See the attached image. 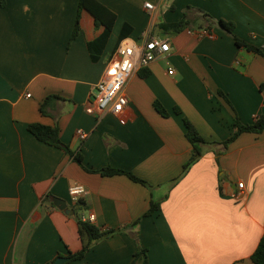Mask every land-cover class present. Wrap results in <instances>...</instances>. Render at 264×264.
I'll list each match as a JSON object with an SVG mask.
<instances>
[{
  "label": "crops",
  "instance_id": "obj_1",
  "mask_svg": "<svg viewBox=\"0 0 264 264\" xmlns=\"http://www.w3.org/2000/svg\"><path fill=\"white\" fill-rule=\"evenodd\" d=\"M6 1L0 6V264H49L82 248L70 194L76 182L86 187L78 214L93 213L99 226L122 230L64 264H129L138 248L135 229L149 264H255L251 255L264 237V130L241 133L220 153L221 145L204 144L185 171L193 145L183 117L207 140L222 141L236 116L248 124L264 112V56L240 47L215 22L233 20L238 37L264 48V0H100L117 18L107 42L92 49L105 27L83 9L72 38L79 0ZM189 6L212 20L190 10L194 32L162 26L183 19ZM125 24L131 32L123 38ZM210 24V34H197ZM153 36L168 39L171 51L129 77L135 120L98 113L96 87L118 47ZM37 122L57 126L82 162L38 139L28 128ZM108 166L151 186L98 172ZM54 196L68 202L69 214ZM152 200L160 208L145 215Z\"/></svg>",
  "mask_w": 264,
  "mask_h": 264
},
{
  "label": "trees",
  "instance_id": "obj_2",
  "mask_svg": "<svg viewBox=\"0 0 264 264\" xmlns=\"http://www.w3.org/2000/svg\"><path fill=\"white\" fill-rule=\"evenodd\" d=\"M7 1L6 0H0V6L4 7L6 6ZM83 9L89 10L93 16L95 17V22L97 25H103L105 27L104 32L97 37L93 42L89 43V47L92 49L96 45H104L113 29V26L115 24L117 14L112 9H110L108 6H106L104 3H102L100 0H79V6H78V13L76 17L75 27L72 34V38H75L80 31L81 25H80V19H81V12ZM190 10H198L202 13L203 16H205L208 20H212L211 15L205 11H202L198 8H195L193 6H189L186 10V16L181 19L178 22L174 23H165L162 24L165 28H170L175 31L182 30L184 28L192 29V21L190 18H188V12ZM217 24L221 26L223 29H225L227 32L233 35V37L236 40V43L249 51L259 53L264 56V48L254 45L245 39H242L238 37L235 34V27L236 23L233 20H226V19H218ZM202 28H206L209 33L212 32V26L211 24L208 26H202ZM131 32V25L125 24L123 27V30L121 32V36L124 38ZM261 88H264V83L261 84ZM155 105L159 112H161L163 115L168 116L169 112L162 106V104L158 101L155 102ZM44 111V109H43ZM176 111L178 113L181 112L179 108H176ZM185 125L187 127V138L193 145V154L190 160L185 164V171L195 162L199 159V157L203 153L202 146L204 144H219L221 145V149L218 150V153L221 151H224L228 148L229 144L233 142L241 133L246 131L251 132H262L264 130V112L257 115L255 118V121L253 123L245 124L243 123L238 116H236L235 122H234V131L230 137H228L225 140L222 141H210L207 140L196 128V126L191 122V120L184 116L183 117ZM29 130L40 140L61 147L66 152L70 153L71 156L77 160L79 163L83 160V155L81 151H74L71 149L69 145L64 143L60 138L59 128L57 126H51L46 125L42 123H31L28 126ZM184 171V172H185ZM98 172H101L104 175H112L116 173H123L127 174L131 179L141 182L143 184H146L147 186H151L149 182H147L145 179L139 177L137 174H135L132 171L114 168L111 166L104 167ZM81 205V201L77 203V205H74L72 207L73 213L77 215L78 218V225H79V234L80 238L82 240V248L76 252H69V261L77 260L80 258H83L86 254V252L93 246V244L103 238L108 237L109 235L113 234L116 231L122 230V228H103L96 224L94 221L85 220L83 217L78 214V206ZM81 207H79L80 209ZM160 208V202L156 200H152L151 207L147 211L145 215L152 214L154 211ZM139 223L138 221L134 222V225L137 226ZM136 228V227H135ZM133 236H135L138 239V248L137 251L134 254V258L129 264H149L148 263V248L142 246L139 240V231L138 230H130ZM251 258L255 264H264V237L261 238L257 248L254 250V252L251 255Z\"/></svg>",
  "mask_w": 264,
  "mask_h": 264
},
{
  "label": "built area",
  "instance_id": "obj_3",
  "mask_svg": "<svg viewBox=\"0 0 264 264\" xmlns=\"http://www.w3.org/2000/svg\"><path fill=\"white\" fill-rule=\"evenodd\" d=\"M145 7L149 10L155 8L154 3L147 1ZM194 32V29H189ZM200 36L210 34L206 28L197 31ZM171 51V44L166 38L153 36L145 40L143 44H135L131 41L121 43L115 56L109 60L104 70L103 76L97 84L95 94L96 108L98 113L104 114L111 112L118 116L121 122L134 121L135 117L131 114L130 99L126 93V86L129 77L139 68L147 67L163 55ZM174 70L173 67L169 68ZM81 139L87 138V133L81 129L77 130ZM240 189L244 183L239 182ZM86 187L76 182L70 187L72 201L76 204L80 201L81 195L85 193ZM240 193V192H239ZM239 193H233L237 197ZM85 220L94 221L95 215L92 213Z\"/></svg>",
  "mask_w": 264,
  "mask_h": 264
},
{
  "label": "water",
  "instance_id": "obj_4",
  "mask_svg": "<svg viewBox=\"0 0 264 264\" xmlns=\"http://www.w3.org/2000/svg\"><path fill=\"white\" fill-rule=\"evenodd\" d=\"M53 201L56 206L64 210L66 213L69 214L71 212V208L69 207L68 202L65 199L54 196ZM68 260V256H58L52 263L49 264H64Z\"/></svg>",
  "mask_w": 264,
  "mask_h": 264
}]
</instances>
